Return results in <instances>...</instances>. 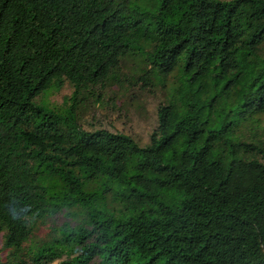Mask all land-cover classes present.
Instances as JSON below:
<instances>
[{"label":"trees","instance_id":"trees-1","mask_svg":"<svg viewBox=\"0 0 264 264\" xmlns=\"http://www.w3.org/2000/svg\"><path fill=\"white\" fill-rule=\"evenodd\" d=\"M0 264H264V0H0Z\"/></svg>","mask_w":264,"mask_h":264},{"label":"rangeland","instance_id":"rangeland-1","mask_svg":"<svg viewBox=\"0 0 264 264\" xmlns=\"http://www.w3.org/2000/svg\"><path fill=\"white\" fill-rule=\"evenodd\" d=\"M70 88L68 82L63 81L59 88L43 91L35 98V103L43 107L55 106L61 101V97L69 93ZM110 92L113 94L110 100H115L116 104L112 106L108 101L93 105L83 117V127L100 125L110 130L127 132L140 142L144 141L154 124V106L161 96L159 89L144 91L134 85L127 89L115 87Z\"/></svg>","mask_w":264,"mask_h":264}]
</instances>
